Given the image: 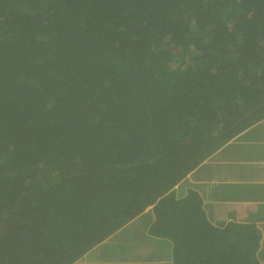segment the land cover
<instances>
[{"label": "trees", "instance_id": "16d2710c", "mask_svg": "<svg viewBox=\"0 0 264 264\" xmlns=\"http://www.w3.org/2000/svg\"><path fill=\"white\" fill-rule=\"evenodd\" d=\"M263 118L264 0H0V264H259L175 185Z\"/></svg>", "mask_w": 264, "mask_h": 264}, {"label": "crops", "instance_id": "0c3cea01", "mask_svg": "<svg viewBox=\"0 0 264 264\" xmlns=\"http://www.w3.org/2000/svg\"><path fill=\"white\" fill-rule=\"evenodd\" d=\"M207 186L206 205L211 222H247L257 234V260L264 264V118L249 125L226 142L186 176L185 183ZM156 242H160L155 240ZM92 248L72 264H134L125 258L109 257L108 240ZM105 248L106 250H104ZM104 250L107 259L99 253ZM144 263V262H143ZM144 264H168L167 259L149 260Z\"/></svg>", "mask_w": 264, "mask_h": 264}, {"label": "rangeland", "instance_id": "374dc122", "mask_svg": "<svg viewBox=\"0 0 264 264\" xmlns=\"http://www.w3.org/2000/svg\"><path fill=\"white\" fill-rule=\"evenodd\" d=\"M101 243H106L107 245H108V240H104L103 242H101ZM104 250H106L105 248H103ZM104 250H101V252L99 253V255L103 258V259H107V255H106V253H105V251Z\"/></svg>", "mask_w": 264, "mask_h": 264}]
</instances>
